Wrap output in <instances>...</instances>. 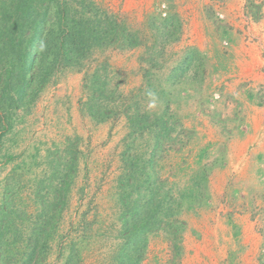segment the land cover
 Returning a JSON list of instances; mask_svg holds the SVG:
<instances>
[{
    "label": "rangeland",
    "instance_id": "obj_1",
    "mask_svg": "<svg viewBox=\"0 0 264 264\" xmlns=\"http://www.w3.org/2000/svg\"><path fill=\"white\" fill-rule=\"evenodd\" d=\"M79 1L91 2L100 15L114 19L136 45L121 47V37L117 44L97 50L84 69L64 70L29 107L12 113L13 125L3 137L2 153L17 158L0 166V203L8 186L11 202L6 207L21 211L24 221L21 238L6 252L9 264H22L23 254L28 253L29 230L40 223L42 215L50 217L54 212L57 196L53 191L72 157L77 162L62 192L57 231L49 242L47 258L38 264H67L72 243L75 257L70 264H119L125 243L120 230L124 194L118 184L130 159L139 168L131 187L126 181L119 184L131 193L127 202L145 208L149 191L154 190L162 208L170 207L175 223L167 231L168 222L160 214L163 224L147 235L138 264H184L186 254L191 264H201L194 250L185 252V238L190 235L198 245L206 234L225 233L210 205L215 208L228 196L235 208L245 211L248 205L252 209L251 216L259 217L253 228L264 236V194L227 193L226 187L216 196L210 175L217 164L211 148L233 136L236 129L231 128V115L241 113L243 107L238 92L250 87L247 82L236 88L227 80L231 69L225 58L227 49L242 33L224 29L228 22L241 20L244 32L252 35L254 31L248 28L259 20L264 0H73V5L79 6ZM225 4L230 10L227 18ZM183 62L187 64L181 66ZM95 70L101 77L98 84L105 83L104 98L89 88ZM258 88L261 101L264 84ZM150 94L157 101L152 109ZM90 104L106 112L94 117ZM143 116L146 119L138 122ZM164 116L171 133L153 157V134L159 131L155 125ZM150 161L153 176L145 174L149 167L140 169ZM17 164L22 165L14 172ZM243 183L250 185L249 179ZM203 207L212 213L197 212ZM230 225L226 227L231 230ZM243 232L241 227L232 228L236 245L243 244ZM222 256L214 251L210 257ZM255 257L256 264H264V242L257 241ZM129 258H135L134 248L128 250ZM242 260V255H235L225 262L243 264Z\"/></svg>",
    "mask_w": 264,
    "mask_h": 264
},
{
    "label": "trees",
    "instance_id": "obj_2",
    "mask_svg": "<svg viewBox=\"0 0 264 264\" xmlns=\"http://www.w3.org/2000/svg\"><path fill=\"white\" fill-rule=\"evenodd\" d=\"M73 4V0H0V166L17 158L12 154L2 153L3 137L12 129L13 112L29 107L43 89L64 70L84 69L97 50L117 44L119 38L124 37L121 47L132 48L136 45L130 35L122 34L124 28H120L114 19L107 15H100L91 2L85 5L79 1V6ZM88 9L94 15H91ZM185 64L187 63L183 62L181 66ZM98 73L99 70L92 73L89 88L93 93L98 91V97L104 98L102 89L105 83L98 84L97 81L101 78ZM88 108L94 117L103 111L106 112L101 108L95 109L91 104ZM146 117L143 116L137 121L140 122ZM157 120L155 126H158L159 131L153 134L156 138L153 157L154 151L156 150V154L161 151L163 140L169 139L171 133L168 118L164 116ZM128 161L125 175L119 180V184L126 181V186L131 187L132 181L135 183L133 173L139 166L135 159ZM76 162L72 157L66 169L67 173L60 179L59 187L53 191L57 196L54 212L50 217L45 215L44 218L42 215L40 223H36L34 228L29 230L26 239L28 253L23 254L25 259L23 258L22 264H38L47 258L49 242L54 239L59 214L63 208L62 192H66L65 187L73 177L71 169ZM22 164L15 165L13 171L16 172ZM143 166L140 169H151L154 164L150 161ZM145 174L153 176L152 169ZM119 184L118 187L124 194L121 199L124 210L120 217V230L125 243V253L120 254L119 264H138L142 259L147 235L159 230L163 224V220L159 219L160 214L163 212L164 220L168 222L165 224L167 231L175 226V223L171 222L173 214L170 207L162 208L157 202L156 195L159 194H155L151 189L145 201V208L130 206L127 200L131 193ZM7 188L9 187L4 189L0 203V264H9L10 258L6 252L10 247L16 246L18 236L21 238L23 233L21 222L24 218L20 216L21 211L11 205L6 207L11 202ZM11 194L16 193L13 191ZM192 200L193 197L190 196L191 204L194 203ZM42 214L45 212L42 211ZM75 246V243H72L68 249L67 264L74 260ZM131 248H134L135 258L128 259V250Z\"/></svg>",
    "mask_w": 264,
    "mask_h": 264
},
{
    "label": "crops",
    "instance_id": "obj_3",
    "mask_svg": "<svg viewBox=\"0 0 264 264\" xmlns=\"http://www.w3.org/2000/svg\"><path fill=\"white\" fill-rule=\"evenodd\" d=\"M227 6L228 4H225L226 18L230 13ZM260 14L259 20L248 28L254 31L252 35L244 32V26H240L241 20L237 23L228 22V28L224 29L225 32L232 29L233 32L242 33V38L237 43L230 44L227 49L225 58L231 65L227 80L236 88L247 82L250 83V87L240 89L238 92L243 101V107L241 113L237 115L234 113L235 116L231 115L234 120L231 128L236 129L233 136L211 148V151L217 154L214 156L217 160L216 167L210 174L211 180L213 179V183L211 182L212 192L216 196H219L220 193L223 194L226 187L227 193L231 191L235 194H255L256 192L264 194V99H262L263 101L258 100L260 96L258 87L264 84V6ZM200 31L203 32V29L200 28ZM245 36L248 38L243 41ZM218 154H224V156H218ZM243 179H249L250 185H245ZM261 181L262 189L259 191ZM229 183L231 186H228ZM223 201V198L218 201L219 204L215 208L210 205V209L218 214L214 219L218 226H222L225 233L206 234L198 245L196 243L198 240L187 235L185 252L194 250L195 256L200 258L199 263L201 264H227L228 262H225L227 257L235 255L238 258L242 255L243 264H256L257 241L264 242V236L257 234L253 228L259 217L251 216L252 209L248 205H246L247 210L245 211L235 208L237 205L232 202L231 196ZM260 201L257 200V202ZM198 211L201 215L207 212L206 207L199 208ZM233 211L236 213L231 216L229 213ZM207 213L212 212L208 211ZM219 214H222L221 218ZM227 218H231L230 222H227ZM227 223H230L232 228L234 226L241 227L244 232H247L241 233V238H243L241 246L235 244L232 228L231 230L227 228ZM214 251L222 253V258L210 257ZM190 259L191 257L186 254L184 264H191Z\"/></svg>",
    "mask_w": 264,
    "mask_h": 264
},
{
    "label": "clouds",
    "instance_id": "obj_4",
    "mask_svg": "<svg viewBox=\"0 0 264 264\" xmlns=\"http://www.w3.org/2000/svg\"><path fill=\"white\" fill-rule=\"evenodd\" d=\"M150 95L152 96V99L149 103V108L152 109L156 107L157 101H156V97L154 96V94H150Z\"/></svg>",
    "mask_w": 264,
    "mask_h": 264
},
{
    "label": "built area",
    "instance_id": "obj_5",
    "mask_svg": "<svg viewBox=\"0 0 264 264\" xmlns=\"http://www.w3.org/2000/svg\"><path fill=\"white\" fill-rule=\"evenodd\" d=\"M219 18H222V16L221 15H217ZM224 45H226V43H224ZM215 98H217V96H215Z\"/></svg>",
    "mask_w": 264,
    "mask_h": 264
}]
</instances>
